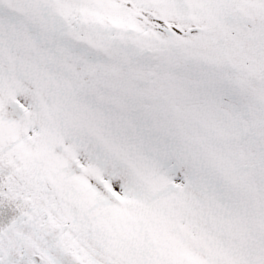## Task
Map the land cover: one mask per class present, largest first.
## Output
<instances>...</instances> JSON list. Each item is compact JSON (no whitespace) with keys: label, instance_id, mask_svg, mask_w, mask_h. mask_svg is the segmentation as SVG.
I'll return each mask as SVG.
<instances>
[{"label":"snow or ice","instance_id":"1","mask_svg":"<svg viewBox=\"0 0 264 264\" xmlns=\"http://www.w3.org/2000/svg\"><path fill=\"white\" fill-rule=\"evenodd\" d=\"M0 264H264V0H0Z\"/></svg>","mask_w":264,"mask_h":264}]
</instances>
